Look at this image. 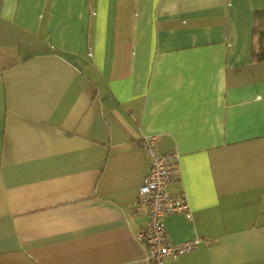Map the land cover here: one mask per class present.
<instances>
[{
    "label": "crops",
    "instance_id": "0c3cea01",
    "mask_svg": "<svg viewBox=\"0 0 264 264\" xmlns=\"http://www.w3.org/2000/svg\"><path fill=\"white\" fill-rule=\"evenodd\" d=\"M264 0H0V264H150V167L176 150L171 264H264Z\"/></svg>",
    "mask_w": 264,
    "mask_h": 264
},
{
    "label": "built area",
    "instance_id": "2783aa9c",
    "mask_svg": "<svg viewBox=\"0 0 264 264\" xmlns=\"http://www.w3.org/2000/svg\"><path fill=\"white\" fill-rule=\"evenodd\" d=\"M144 145L150 157V167L139 189L137 203L148 215V225L140 229L137 238L146 245V260L150 264H171L169 256L179 255L194 250L201 238L173 244L169 238L164 218L173 213H183L192 219V209L185 191L171 192L169 187L173 179L172 168L179 159L176 150L159 152L157 135H147Z\"/></svg>",
    "mask_w": 264,
    "mask_h": 264
},
{
    "label": "trees",
    "instance_id": "16d2710c",
    "mask_svg": "<svg viewBox=\"0 0 264 264\" xmlns=\"http://www.w3.org/2000/svg\"><path fill=\"white\" fill-rule=\"evenodd\" d=\"M255 34L259 43L258 51L254 50L255 60H264V10L259 11L256 15Z\"/></svg>",
    "mask_w": 264,
    "mask_h": 264
}]
</instances>
